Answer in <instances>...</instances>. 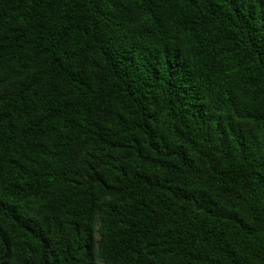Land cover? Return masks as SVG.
<instances>
[{"label": "trees", "instance_id": "16d2710c", "mask_svg": "<svg viewBox=\"0 0 264 264\" xmlns=\"http://www.w3.org/2000/svg\"><path fill=\"white\" fill-rule=\"evenodd\" d=\"M0 264H264V0H0Z\"/></svg>", "mask_w": 264, "mask_h": 264}]
</instances>
